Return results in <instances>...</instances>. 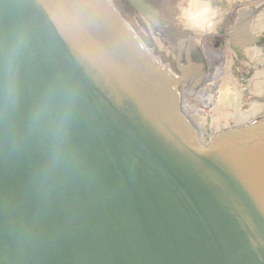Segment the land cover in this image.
I'll use <instances>...</instances> for the list:
<instances>
[{
    "label": "water",
    "instance_id": "water-1",
    "mask_svg": "<svg viewBox=\"0 0 264 264\" xmlns=\"http://www.w3.org/2000/svg\"><path fill=\"white\" fill-rule=\"evenodd\" d=\"M176 16L0 0V264H264V116L208 142L222 36Z\"/></svg>",
    "mask_w": 264,
    "mask_h": 264
},
{
    "label": "bare ground",
    "instance_id": "bare-ground-1",
    "mask_svg": "<svg viewBox=\"0 0 264 264\" xmlns=\"http://www.w3.org/2000/svg\"><path fill=\"white\" fill-rule=\"evenodd\" d=\"M216 1L219 5L223 7V17L229 16L232 17L233 20L235 19L236 21H238L240 24H242V34H247H244L245 41H243V44L240 48L234 50L231 45H228V43L224 47L226 61L225 65L221 67L217 93L210 113V116L212 115V118L216 116V119H209V126L210 130L212 131V135H209L208 142H210L212 138L218 135L219 133L224 132L222 130L225 129V126H232L231 124H229V122L225 123L226 121L231 120V117H234L235 115L238 117L237 114L239 113H236L235 111L234 113L230 110L226 111L228 113H226L225 117L227 118L225 122L224 120L220 121V117L218 119V114L222 115V113L225 112L226 109L225 108L224 111H222L221 108L222 106L224 108L225 105L221 104L225 102H220L221 100H223L222 98H224L225 101V97H227L226 95L229 93V91L232 92V90H234L233 93L235 95L233 94V96L237 95L238 98L244 99L243 102L245 103L246 101V103H248L247 105L253 103L257 99L261 100L263 104L262 108L260 109L261 113H259L262 115V117L264 116V81L262 80L263 88L257 92L253 91L250 87L252 86L251 81L258 76L257 74H262L264 79V0H224L225 4L220 3V1L223 0ZM234 9H238L237 16L236 14H234ZM222 21L223 20H220V22ZM229 100H231V98ZM241 103L240 106H242ZM235 104L238 105L236 102ZM239 123L236 122L235 124ZM219 125L220 127L224 128L220 130V128L217 127Z\"/></svg>",
    "mask_w": 264,
    "mask_h": 264
},
{
    "label": "rangeland",
    "instance_id": "rangeland-1",
    "mask_svg": "<svg viewBox=\"0 0 264 264\" xmlns=\"http://www.w3.org/2000/svg\"><path fill=\"white\" fill-rule=\"evenodd\" d=\"M220 3L221 4H225V1L223 0V1H220ZM237 13H238V9H234V14H236V16H237ZM221 20H223L222 22H218V23H216V25H215V28H216V30L221 34V36H222V46H223V55H222V66L221 67H223L224 65H225V61H226V56H225V50H224V47L226 46V44L228 43V45H231V47L234 49V50H236L237 48H240L241 46H242V44H243V41H245L244 40V34L246 35L247 33H244V34H242L243 33V28H242V24H240L238 21H236L235 19L233 20V18L232 17H229V16H224V17H222V19ZM255 33H256V31H255ZM241 34V35H240ZM240 35V36H239ZM232 36H234V37H232ZM258 75V76H257ZM256 76L258 77H255L254 78V80H252L251 81V85L252 86H250L251 88H252V90L253 91H255V92H257V91H259L260 89H262L263 88V81H264V79H263V75L262 74H257ZM260 78V79H259ZM257 80V81H256ZM263 80V81H262ZM253 82V83H252ZM254 82H256V83H254ZM259 82V83H258ZM255 84V85H254ZM253 87H255V88H253ZM259 88V89H258ZM234 92V90H232V92L231 91H229V93L226 95L227 97H225V101H224V98H222L223 100H221V102L220 103H222V102H225V103H222L221 105H225L224 106V108H223V106H222V111H224V109H225V112H221L222 113V115H219L218 114V119H219V117H220V121H223L224 120V122H225V120H226V118L227 117H225L226 116V113H228V112H226V111H235L236 113H239L240 114V116H239V114H237L238 115V117L235 115L234 117H236V118H234V117H231L232 119L231 120H228V121H226L225 123H228L229 122V124H231L232 126H234V127H232V126H225V129L224 130H222V131H226L227 129L229 130H231V129H245V128H247L248 126H251L253 123H255V122H257L260 118H262V115L260 114L261 113V108H262V101L261 100H255L253 103H250L249 105H247L248 103H246V101H245V103L243 102L244 101V99H241V98H238V96L236 95V96H233V93ZM235 95V94H234ZM233 96V97H232ZM231 98V100H229ZM235 99V100H234ZM241 99V100H240ZM238 104V105H236L235 104V102ZM242 102V103H241ZM240 103H241V105L242 106H240ZM232 104V105H231ZM245 104V105H244ZM243 105H244V107H243ZM228 106V107H227ZM229 108V109H228ZM232 108V109H231ZM236 109V110H235ZM240 111V112H239ZM234 112V113H235ZM260 112V113H259ZM225 113V114H224ZM259 113V114H258ZM224 114V115H223ZM215 115V114H214ZM212 116V115H211ZM211 116H209V119H214L216 116H214L213 118L211 117ZM241 120H240V119ZM208 119V122H207V140H208V138H209V135H212V131L210 130V120ZM216 119V118H215ZM230 119V118H229ZM234 119H235V121H234ZM240 121V123H239V121ZM216 121H218V120H216ZM231 122V123H230ZM233 122H238L239 124H235V123H233ZM217 123V122H216ZM241 126V127H239V126ZM217 127H219L220 128V130L222 129V128H224V127H220V125L219 126H217ZM227 127V128H226ZM238 127V128H237ZM209 141V140H208Z\"/></svg>",
    "mask_w": 264,
    "mask_h": 264
},
{
    "label": "clouds",
    "instance_id": "clouds-1",
    "mask_svg": "<svg viewBox=\"0 0 264 264\" xmlns=\"http://www.w3.org/2000/svg\"><path fill=\"white\" fill-rule=\"evenodd\" d=\"M176 19L182 28L198 34L211 33L219 10L212 0H176Z\"/></svg>",
    "mask_w": 264,
    "mask_h": 264
}]
</instances>
